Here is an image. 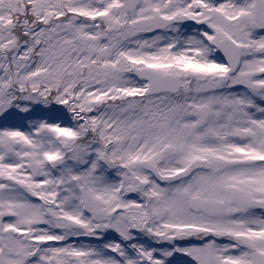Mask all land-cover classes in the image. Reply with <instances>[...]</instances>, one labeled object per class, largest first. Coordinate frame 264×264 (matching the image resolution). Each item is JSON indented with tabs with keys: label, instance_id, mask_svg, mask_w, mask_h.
<instances>
[{
	"label": "snow or ice",
	"instance_id": "6c2138e0",
	"mask_svg": "<svg viewBox=\"0 0 264 264\" xmlns=\"http://www.w3.org/2000/svg\"><path fill=\"white\" fill-rule=\"evenodd\" d=\"M0 264H264V0H0Z\"/></svg>",
	"mask_w": 264,
	"mask_h": 264
},
{
	"label": "rangeland",
	"instance_id": "374dc122",
	"mask_svg": "<svg viewBox=\"0 0 264 264\" xmlns=\"http://www.w3.org/2000/svg\"><path fill=\"white\" fill-rule=\"evenodd\" d=\"M87 242V241H86Z\"/></svg>",
	"mask_w": 264,
	"mask_h": 264
}]
</instances>
